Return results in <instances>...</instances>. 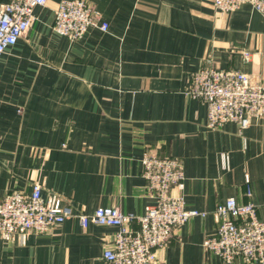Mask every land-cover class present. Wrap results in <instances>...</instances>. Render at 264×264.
Returning a JSON list of instances; mask_svg holds the SVG:
<instances>
[{"label":"crops","instance_id":"obj_1","mask_svg":"<svg viewBox=\"0 0 264 264\" xmlns=\"http://www.w3.org/2000/svg\"><path fill=\"white\" fill-rule=\"evenodd\" d=\"M59 1L34 8L0 59V199L37 183L74 217L47 234L0 238V264H106L115 229H84L77 216L153 205L144 152L178 160L185 179L170 195L206 213L174 228L153 264H224L202 245L216 206L250 202L264 222V117L242 134L230 122L211 130L206 105L187 92L190 76L209 67L264 86V16L249 5L221 13L213 0H84L109 29L71 40L52 30Z\"/></svg>","mask_w":264,"mask_h":264},{"label":"built area","instance_id":"obj_2","mask_svg":"<svg viewBox=\"0 0 264 264\" xmlns=\"http://www.w3.org/2000/svg\"><path fill=\"white\" fill-rule=\"evenodd\" d=\"M49 2L10 0L0 7V59L29 29L34 8ZM243 5L264 16V0H213L214 8L221 13H233ZM96 15L84 0H60L54 9L52 30L71 40L83 37L90 27L108 32V23H97ZM244 59L247 61V54ZM187 93L206 105V124L211 130L230 122L242 134L252 119L264 117V86L252 83L242 71L204 68L190 76ZM140 163L153 205L146 206L141 215L105 207L77 216L84 229L90 225L115 229L111 247L102 253L106 264H153L156 251L166 244L174 228L206 216L186 209L180 197L170 195L171 188L181 186L185 179L178 160L144 152ZM246 183L245 195L250 197L247 179ZM213 215L216 229L202 243L208 252L224 264L238 258L245 262L264 261V222L259 220L252 203L228 198L216 206ZM71 217L72 211L59 199L45 201L41 186L34 183L27 194L14 192L0 199V238L14 242L28 231L47 234Z\"/></svg>","mask_w":264,"mask_h":264}]
</instances>
